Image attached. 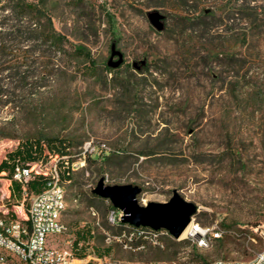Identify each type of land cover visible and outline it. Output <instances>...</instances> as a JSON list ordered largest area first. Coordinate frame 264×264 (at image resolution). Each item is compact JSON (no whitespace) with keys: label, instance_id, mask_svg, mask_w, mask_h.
Wrapping results in <instances>:
<instances>
[{"label":"rangeland","instance_id":"374dc122","mask_svg":"<svg viewBox=\"0 0 264 264\" xmlns=\"http://www.w3.org/2000/svg\"><path fill=\"white\" fill-rule=\"evenodd\" d=\"M154 11L165 16L161 32ZM46 12L66 53L0 44V66L12 68L0 72V164L27 141L70 145L68 162L48 156L35 168H56L66 190L69 232L54 244L91 229L74 250L84 264H214L262 252L264 0H48ZM3 38L17 36L0 29ZM113 44L124 62L110 73ZM88 142L106 149L73 172ZM102 178L139 186L143 206L177 191L198 206L196 223L225 234L208 249L166 233L131 245L134 231L110 222L111 202L93 194ZM12 193L1 174L0 218L23 220L36 194Z\"/></svg>","mask_w":264,"mask_h":264},{"label":"built area","instance_id":"2783aa9c","mask_svg":"<svg viewBox=\"0 0 264 264\" xmlns=\"http://www.w3.org/2000/svg\"><path fill=\"white\" fill-rule=\"evenodd\" d=\"M104 149H106L104 144L86 143L80 161L72 165L73 172L85 166L88 154H98ZM38 166L39 163L31 167L16 166L14 180L23 185L24 190L35 176H50L51 180L44 190L32 198L25 218L27 222L18 218H0V264H84L74 252L73 242L68 241L66 248L54 244L59 237L69 232V227L62 219L67 208L66 190L56 168L48 174L36 170ZM68 175L70 176V172ZM93 215L97 216V213L94 212ZM121 217L120 211L115 208L110 210L109 220L113 224L120 225ZM129 228L134 231L133 235L137 234L144 238L160 233L169 234L164 230L155 231L132 226ZM189 228L187 238L201 249L212 247L225 234V231L218 227H203L194 219ZM255 231L264 241V224L258 226ZM214 264H264V250L248 261L221 259Z\"/></svg>","mask_w":264,"mask_h":264},{"label":"trees","instance_id":"16d2710c","mask_svg":"<svg viewBox=\"0 0 264 264\" xmlns=\"http://www.w3.org/2000/svg\"><path fill=\"white\" fill-rule=\"evenodd\" d=\"M47 1L48 0H40L39 4H33L29 3L27 0H0V29H9L11 35L17 36L16 40L3 38L0 40V44L14 41L20 43H29L33 41L42 42L50 48L55 49V51L66 53L68 40L54 29L52 20L46 12ZM5 13H11L12 16H6ZM5 21H11L12 25L5 24ZM6 50H8V48L0 47V51ZM76 51L83 56H87L83 50L77 49ZM3 57V55L0 56V58ZM89 59L91 58L89 57ZM91 62H93V60H91ZM5 69L10 70L12 68L0 66V72ZM107 71L112 73L113 69L109 67ZM0 95L4 96L3 92H0ZM69 149L70 145H67L64 140L48 139L45 141L38 139L31 142L27 141L22 144L21 148L9 154L8 158L1 162L0 175L4 173L6 177L10 179L13 193L19 196L20 199L25 193L38 194L48 185L51 177L45 175L35 176L26 185V190H24V186L14 180L16 166L22 165L31 167L35 163H42L48 156H57L60 160L68 162L71 157ZM52 151L55 153L54 155ZM69 177L70 176H67L68 179ZM13 193L11 196L14 195ZM111 209H114L113 205H111ZM23 220L27 222L26 219ZM120 226L125 227L127 225L120 223ZM122 234L123 233H121V235ZM129 237L130 236L127 237L126 242L130 239L131 245L135 244L138 246L144 243L143 236L134 235L132 238ZM89 238H92V230L84 228V230L78 232V238L74 245L77 247L82 240H87Z\"/></svg>","mask_w":264,"mask_h":264},{"label":"water","instance_id":"95a60500","mask_svg":"<svg viewBox=\"0 0 264 264\" xmlns=\"http://www.w3.org/2000/svg\"><path fill=\"white\" fill-rule=\"evenodd\" d=\"M148 17L150 23L158 31L164 30V15L154 11ZM115 58L118 60L114 61ZM123 62V54L113 44L108 66L117 69ZM141 192L142 189L134 185L108 186L103 178L93 190L95 196L110 201L113 207L122 213V224L136 228H150L155 231L165 230L174 239H181L192 224L198 206L186 201L177 191L174 192V196L169 202H150L143 206L138 201Z\"/></svg>","mask_w":264,"mask_h":264},{"label":"bare ground","instance_id":"6f19581e","mask_svg":"<svg viewBox=\"0 0 264 264\" xmlns=\"http://www.w3.org/2000/svg\"><path fill=\"white\" fill-rule=\"evenodd\" d=\"M189 229H190V228H188V229L185 231V233L183 234L182 238H184V237L187 236V234H188V232H189Z\"/></svg>","mask_w":264,"mask_h":264}]
</instances>
